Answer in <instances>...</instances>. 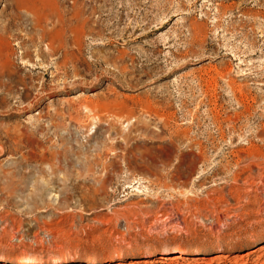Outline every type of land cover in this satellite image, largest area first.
Wrapping results in <instances>:
<instances>
[{"label": "rangeland", "instance_id": "1", "mask_svg": "<svg viewBox=\"0 0 264 264\" xmlns=\"http://www.w3.org/2000/svg\"><path fill=\"white\" fill-rule=\"evenodd\" d=\"M0 76L4 264L264 243V0H0Z\"/></svg>", "mask_w": 264, "mask_h": 264}, {"label": "bare ground", "instance_id": "2", "mask_svg": "<svg viewBox=\"0 0 264 264\" xmlns=\"http://www.w3.org/2000/svg\"><path fill=\"white\" fill-rule=\"evenodd\" d=\"M63 44V43H62ZM30 65V64H29ZM33 64L31 66H28L29 67V70L30 69H39L40 66H34L33 68ZM31 67V68H30ZM35 69V70H36ZM3 75V73H2ZM7 76L4 77L5 79H8L10 80L11 77L13 75L11 74H6ZM2 77V76H0ZM17 82H22L23 84V89L24 91L28 90V87H27V84H30L31 86L33 85V82H27L25 83V81L23 82L22 80L19 79V81ZM21 84V83H20ZM44 83L42 82L40 84V88L41 90H43V85ZM4 85L9 88H7V91H10L13 89V85L10 84V82L8 84H5ZM9 85V86H8ZM67 85V84H66ZM29 86V85H28ZM34 86V85H33ZM33 88V87H32ZM31 89V88H30ZM34 124V123H33ZM8 139V138H7ZM1 149V148H0ZM2 153V152H1ZM31 159V158H30ZM28 160V159H27ZM40 160V159H39ZM24 161V160H23ZM30 161V160H29ZM40 180V179H39ZM247 180V179H246ZM250 183V182H249ZM250 191V189H249ZM248 193V192H247ZM253 195V194H252ZM233 197V196H232ZM225 201V200H224ZM221 212V211H220ZM257 233V232H256ZM261 236H264V229L257 233V234H252L251 237L247 240V244H250V243H253L256 239H258L259 237ZM174 251L178 252V253H184V250L182 248H174ZM1 257V256H0ZM160 258V260L157 262L158 264H166L169 260L173 259L172 257L168 256V255H161V256H158ZM218 257V256H217ZM227 255H224V256H219L218 259L220 258H224V261H226V264H264V243L263 244H260L252 249H250L248 252H243L242 254H236V255H233L232 257H230L228 260H227ZM202 259V258H201ZM21 262H30V261H34V260H37L35 257H31V256H27V257H23V258H20L19 259ZM211 262V260H210ZM0 264H4V260H0ZM109 264H119L118 262H110ZM217 264V263H216Z\"/></svg>", "mask_w": 264, "mask_h": 264}]
</instances>
